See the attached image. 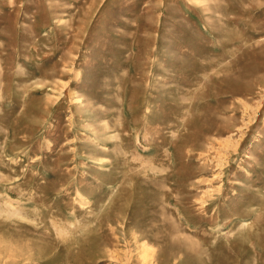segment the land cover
Listing matches in <instances>:
<instances>
[{
    "label": "rangeland",
    "instance_id": "374dc122",
    "mask_svg": "<svg viewBox=\"0 0 264 264\" xmlns=\"http://www.w3.org/2000/svg\"><path fill=\"white\" fill-rule=\"evenodd\" d=\"M0 264H264V0H0Z\"/></svg>",
    "mask_w": 264,
    "mask_h": 264
},
{
    "label": "bare ground",
    "instance_id": "6f19581e",
    "mask_svg": "<svg viewBox=\"0 0 264 264\" xmlns=\"http://www.w3.org/2000/svg\"><path fill=\"white\" fill-rule=\"evenodd\" d=\"M113 196V195H112ZM167 203V202H166ZM24 211V210H23ZM18 212V211H17ZM124 218V217H123ZM98 222V221H97ZM81 232V231H80ZM151 252V251H150ZM209 261V260H208Z\"/></svg>",
    "mask_w": 264,
    "mask_h": 264
}]
</instances>
